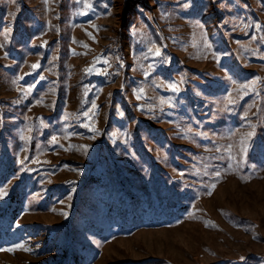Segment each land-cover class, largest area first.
Here are the masks:
<instances>
[{
	"label": "rangeland",
	"instance_id": "1",
	"mask_svg": "<svg viewBox=\"0 0 264 264\" xmlns=\"http://www.w3.org/2000/svg\"><path fill=\"white\" fill-rule=\"evenodd\" d=\"M0 264H264V0H0Z\"/></svg>",
	"mask_w": 264,
	"mask_h": 264
},
{
	"label": "snow or ice",
	"instance_id": "2",
	"mask_svg": "<svg viewBox=\"0 0 264 264\" xmlns=\"http://www.w3.org/2000/svg\"><path fill=\"white\" fill-rule=\"evenodd\" d=\"M157 55H159V51H157V53H156ZM35 67V66H34ZM175 90V89H174ZM252 135V133H248V136H251ZM207 226V225H206Z\"/></svg>",
	"mask_w": 264,
	"mask_h": 264
}]
</instances>
